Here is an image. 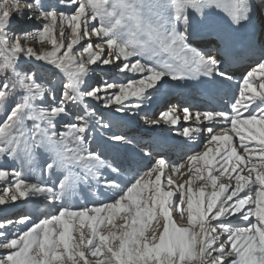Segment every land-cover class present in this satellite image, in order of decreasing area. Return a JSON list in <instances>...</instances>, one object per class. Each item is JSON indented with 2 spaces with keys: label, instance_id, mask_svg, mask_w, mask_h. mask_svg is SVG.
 I'll list each match as a JSON object with an SVG mask.
<instances>
[{
  "label": "snow or ice",
  "instance_id": "obj_1",
  "mask_svg": "<svg viewBox=\"0 0 264 264\" xmlns=\"http://www.w3.org/2000/svg\"><path fill=\"white\" fill-rule=\"evenodd\" d=\"M209 9H222L235 26L253 13L251 0L0 3V206L47 204L26 230L20 226L31 216L0 220V264H264V54L243 77L230 111L172 106L146 120L177 125L182 115L195 126L177 134L195 140L206 132L205 150L174 165L145 151L128 161L125 180V166L107 149L131 141L111 131L103 139L112 122L91 104L138 114L168 80L230 81L215 56L190 44L194 21H206ZM25 16L39 21L36 31L14 30ZM33 42L48 47L37 52ZM33 61L56 80L26 67ZM101 65L138 78L87 86ZM93 184L111 193V202L66 206L81 185Z\"/></svg>",
  "mask_w": 264,
  "mask_h": 264
},
{
  "label": "rangeland",
  "instance_id": "obj_2",
  "mask_svg": "<svg viewBox=\"0 0 264 264\" xmlns=\"http://www.w3.org/2000/svg\"><path fill=\"white\" fill-rule=\"evenodd\" d=\"M3 2L4 0H0V3H3ZM51 2L56 3V0H51ZM251 3L253 6L251 22H246L244 24V27L250 33L246 30H241L238 32L239 27L235 25L222 24L219 26L221 30L223 29V27L233 28L234 31L237 32L239 36L238 40L246 41V40H249L253 35H255L256 37H258L257 42H259L262 46H264L263 44L264 25L261 24L262 22L261 17L264 16V0H251ZM207 11L209 12L207 20L205 21L202 18H198L197 21H194L192 29H191L190 44L192 45V47L198 50L202 49V46L206 45V42H203V41H210V40L213 41L214 38L218 36V34H215L216 36L214 35L215 27L217 26L215 25L216 22L214 21V17L212 13L213 9H209ZM38 24H39V21H35V20L28 21L25 16V18L16 19L14 23V30L18 32H22V31H33L34 32L37 30ZM262 31H263V35L261 37V40H259V34L262 33ZM222 33L219 32L220 37L222 36ZM256 44L258 45V43ZM31 46L34 47V49L37 52L41 51V49L44 47H48L46 45L42 46L34 42L31 44ZM212 56L219 58L216 54ZM258 60H259V57L258 59L254 58L253 62L247 64L246 67L243 68L244 71L242 72L245 73L244 75H246L248 70L249 71L251 70V67L249 66L256 64ZM39 63L40 62L33 61L31 62V64L26 65V67H33L39 73L41 77L45 79H52L53 81H55L56 77H53L50 72H45L43 68L36 67ZM109 66H104V67L102 65L93 66L94 70L89 73V76L87 78V86H90V87L99 86V85H102L105 81L116 82V83H126L128 79L138 78L136 74L120 73L114 65H109ZM45 67H48V66L45 65ZM115 71L117 73H115ZM242 74L241 75L237 74V77L234 76V78L242 82V79L244 77V75ZM60 79H63V77L61 76ZM165 79L168 80L167 77ZM181 82L182 81L168 80L166 86L159 90V91L162 90L161 92L155 93V95L152 97L151 100H147L144 102L143 109L138 114L118 113V112H115L114 110L115 106H113V108L111 109H105V108H102L100 105L96 104V102L94 101L91 102L92 107L96 108L98 114H103L105 119L112 122V128L110 130H105V132L102 134L103 139L106 140L108 136V132L111 131V132H116L118 134L124 135L125 137L128 138L129 141H131L130 143L123 144L118 147H110L107 149L108 157L110 159L114 158L116 161L123 163V165L126 168L125 173L121 176L122 180H125L129 175V172L127 171L128 161L138 160L140 157L144 156L145 151L150 152L151 156L156 159H159L160 157H164L170 164L174 165L177 163L185 162L187 160V157L191 154L205 150L204 149L205 142L203 145H199L195 143L196 139L195 140H188V139L180 140L182 136L177 135L178 132L176 129H174L176 128L174 126L178 127L182 124V123L180 124V122L183 121L182 115L177 125H167L166 124L165 127L159 126L154 129L152 128L151 125L146 123V120L159 119L160 114L164 111H167L171 107L170 105L173 104L172 101H163L164 99L163 97H165L166 100L168 98L167 94L162 95L164 94L163 91L167 90V86H171L170 84H175L179 86L180 84H182ZM182 95H185V94L183 93ZM234 96H235V93L233 92L231 95L230 103H232ZM161 98L163 99L161 100ZM184 101L186 100L184 99ZM222 101L223 100L219 101L221 102V105H222ZM176 107H180V106H176ZM223 107H225L224 104H223ZM151 129L154 130L152 133L147 132V131H150ZM160 134L164 136L163 137L164 139H160L162 138ZM150 136H153V137H150ZM202 136L207 137L206 135H202ZM179 143H184V145H180ZM141 164H144L143 160L141 161ZM3 166L9 169L14 167L11 163H4ZM25 178L35 182L38 179V174L26 172ZM176 179L180 180V177H176ZM4 186H5V182L0 181V190H2ZM112 198L113 197L111 193L105 190L102 185L93 184L91 187L86 186V185H81L80 188L77 190V192L68 201H66V206L70 207L72 210H80L84 207L99 206L103 203L111 202ZM42 209L47 210V204L42 198L33 199L29 201L20 200V201H17L15 204L9 203L5 206H0V220L11 219L15 221L24 215L31 216L32 221L28 222V224L26 225L20 226L22 229L26 230V227L30 226L32 222H38L39 219L43 218V215H41ZM54 211L55 210L53 209L52 212ZM173 217L174 219H177L179 221L178 212L173 211ZM252 219H253V222H255V219L254 218ZM237 223H239L241 226H244L245 224H247V222L245 221H238Z\"/></svg>",
  "mask_w": 264,
  "mask_h": 264
},
{
  "label": "bare ground",
  "instance_id": "obj_3",
  "mask_svg": "<svg viewBox=\"0 0 264 264\" xmlns=\"http://www.w3.org/2000/svg\"><path fill=\"white\" fill-rule=\"evenodd\" d=\"M212 13H213L214 21L217 23L216 24L214 22L215 25L217 26V27H215V25H214L215 34H218V36L215 37L214 39H215V41L219 40V39L225 40L227 42V48L222 49L220 51H218V49L216 48L213 51L212 49H210L211 48L210 45L215 44V43H213L212 40H210L211 42L210 41H203V42H206V45L202 46V49H199V51H201L202 53H211L212 55L216 54L219 57L217 59L220 61L221 68L223 70H225L227 72V74L232 77V79L230 81H224L221 83H212L209 81V78L201 76L198 79L182 81L181 82L182 84H180L179 86L175 85V84H170L171 86H167V90L163 89L164 94H162V95L167 94V97H168L167 100L165 99V97H163L164 99L161 98V100L163 99V101H172L173 104L170 105L171 107L172 106H180L181 108L189 107L193 112L211 111V110L230 111L231 95L233 92L235 93V96L238 95V89H239V85L241 83V81L235 79L234 76L237 77V74L241 75L243 73L242 71H244L243 68L246 67L247 64L253 62L254 58L258 59V57H259V59H260L262 53H264V46H262L259 42H257L258 37H256L255 35H253L249 40L244 41V40H238L239 36H238L237 32H235L234 29L231 27H228V28L223 27V29L221 30L219 25H222V24L231 25L227 14L222 9H213ZM262 15H263V13H262ZM263 17H261L262 18V20H261L262 25H264V18ZM238 27H239L238 32L241 30L248 31L244 27V25L238 26ZM262 30H263V28H262ZM222 31H223V33H222ZM219 32L222 33L221 37L219 36ZM262 35H263V31H262V33L259 34V40H261ZM256 43H258L259 46ZM263 44H264V41H263ZM207 48H209L211 51ZM252 57H254V58H252ZM229 58H230V61H229ZM222 63H225V64H222ZM255 66H256V64L251 65L249 67H251V70H252L253 68H255ZM115 73H117V72L115 71ZM115 73H114V75H115ZM244 74L245 73H243L242 75H244ZM215 79H216V81H221L222 78L216 77ZM258 82H260V81L256 80L255 84L258 85L259 84ZM161 91H158V92H161ZM183 93L185 95H182ZM184 99L186 101H184ZM220 100H223L222 105H221V102H219ZM176 102H177V104H176ZM223 104L225 105V107H223ZM180 107H178V108H180ZM244 116H247V113H244ZM180 124L181 125L178 127L174 126V127H176L174 129H176L177 132L181 131L184 127H187L190 125L195 126V123L193 121H188V122L181 121ZM165 125L166 124L161 123L158 126H152V128L155 129L156 127H159V126L165 127ZM201 127H203V125H201ZM153 131L154 130L151 129L150 131H147V132L152 133ZM161 131H162V129H161ZM230 134L234 136V141L238 145L239 144L238 137H235V135L232 133H230ZM202 135H206L207 137L202 136ZM160 136H162V138H160V139H164L163 138L164 136L162 134H160ZM150 137H153V136H150ZM207 138H208V134L206 132H204L203 134H200L196 138L195 143L199 144V145H203L204 142H206ZM185 139L186 138H184V137L180 138V140H185ZM179 144L184 145V143H179ZM253 144H255V141H253ZM239 151H241V153H242L243 150L240 149ZM154 159H156V158H154ZM143 162H144V164H141V167H144L148 164V158L144 157Z\"/></svg>",
  "mask_w": 264,
  "mask_h": 264
}]
</instances>
